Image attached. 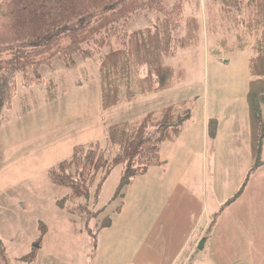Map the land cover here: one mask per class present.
<instances>
[{
	"label": "rangeland",
	"instance_id": "374dc122",
	"mask_svg": "<svg viewBox=\"0 0 264 264\" xmlns=\"http://www.w3.org/2000/svg\"><path fill=\"white\" fill-rule=\"evenodd\" d=\"M164 1L167 6L181 2ZM184 14L186 18H199L201 30L195 44L184 50L173 49L172 57L165 61L187 73L168 90L141 95L139 80L146 77L147 68L133 64L130 95L122 80L120 106L103 112L99 80L102 59L99 55L72 69H64L54 62L53 69L41 68V79L30 72V77L23 74L19 77L23 82L20 81L14 103L5 111V119L0 124V241L7 247L13 264H27L18 259L29 254L44 232L42 249L32 264H96L97 255L105 253L102 248L115 245L113 240L106 241L107 230L100 232L102 224L106 218L115 219L126 205L114 232H139L140 237L131 236V241L137 247V240L144 239L146 249L152 248L158 253L154 256V264H172L184 246L175 264H200V261L209 264L206 243L203 250L198 248L211 225V218L216 216L223 222L218 232L214 226L209 234L211 238L217 232L214 242L220 249L213 248V252L221 253L224 258L233 257L229 253L233 249L228 247L236 234L232 211L224 209L214 216L210 183L201 182L196 198L191 195L194 190L187 189V192L176 188L188 186L180 180L187 166L179 156L186 152L184 148L176 151L165 146L164 154L171 152L169 167L164 164L151 168L153 173L149 175V169L135 184L138 177L126 188L124 201L113 199L121 178V166L103 185L98 202L93 195L96 186L90 200L77 199L70 189L53 185L48 175L52 167L69 159L77 146L100 143L107 149V125L130 122L134 128L152 112H155L154 119L159 120L161 110L172 105L178 110L176 115L192 111L193 118L184 129L192 121L200 128L208 124L211 117H219L222 121L220 145L215 143L219 130L215 139L210 137L209 131L205 138L201 133L199 145L196 141L193 145L194 151L200 148L203 152L209 173L216 171L214 186L219 199L225 197L238 175L243 177L246 169L249 171L250 149L241 131L233 134L230 121L235 118L236 109L240 125L243 110L248 109L247 94L252 79L249 64L262 45V27L246 25L251 20L250 9L243 11L240 17L246 22L239 25L212 0H186ZM148 15L143 12L133 17L128 29L146 28ZM184 24L185 18L182 25L180 23L181 35H185ZM248 118L247 113V125ZM185 131L193 133V140H196L199 130L195 126ZM161 159L165 162L163 157ZM262 168L251 177L239 199V206L244 202L246 207H257V218L249 220L247 226L250 231L261 234L264 233V207L257 206L253 198L257 202L261 200L259 196L264 198ZM196 181V177L190 179L192 184ZM246 192L250 193L249 198ZM120 263L121 260L113 259L108 262Z\"/></svg>",
	"mask_w": 264,
	"mask_h": 264
},
{
	"label": "trees",
	"instance_id": "16d2710c",
	"mask_svg": "<svg viewBox=\"0 0 264 264\" xmlns=\"http://www.w3.org/2000/svg\"><path fill=\"white\" fill-rule=\"evenodd\" d=\"M212 1L239 25L246 22L240 17L243 11L250 9L251 20L246 25L262 27V45L249 64L252 79L247 102L253 162L241 188L223 205L220 214L243 196L251 177L264 166V0ZM185 3L186 0H181L179 4L167 6L164 0H0V124L5 119V111L14 103L20 81L23 82L19 77L22 74L30 77L31 73L41 79V68H52L54 62L64 69H72L96 55L101 57L99 80L103 112L120 106L122 80L130 95L133 64L147 68L146 77L139 80L141 95L172 88L187 73L165 61L172 57L173 49L184 50L195 44L201 30L199 18L184 16ZM143 12L152 14V17L148 15V26L129 30V21ZM184 18L185 35H181L182 28L179 29ZM176 111L178 113L173 105L163 108L159 120L154 119L155 112H152L134 128L130 122L107 125V149L100 143L75 147L69 159L49 170L50 181L70 189L77 199L90 200L94 195L98 202L103 185L121 166V178L113 199L124 201L126 188L138 177L165 164L161 159L163 145L176 141L193 118L191 110L180 115H176ZM218 126L216 119H210L212 139L216 138ZM94 186L97 189L92 195ZM106 219L100 232L113 225V218ZM217 221L216 216L202 240L210 239ZM45 236L46 232L41 233L29 254L18 261L36 262ZM0 264H13L1 241Z\"/></svg>",
	"mask_w": 264,
	"mask_h": 264
},
{
	"label": "crops",
	"instance_id": "0c3cea01",
	"mask_svg": "<svg viewBox=\"0 0 264 264\" xmlns=\"http://www.w3.org/2000/svg\"><path fill=\"white\" fill-rule=\"evenodd\" d=\"M235 113V118L230 121V127L233 126V134L237 135V131H241L244 138L245 142L250 149L251 152V165L253 162V155H252V127L250 123V118H248V125H247V113L249 115V106L248 109L243 110L242 114V120L241 124L239 125V116L237 115V110H234ZM210 119H216L219 123L218 130H219V136L217 140L215 141L216 145H220V139H221V132L223 130V124L222 121L219 119V117H211ZM209 121L208 124L205 123L203 125V128H200L198 125H196L195 122H191L189 126L186 127V129L190 128L192 129L193 126H195L199 132L196 134L195 138L196 140H193V133L188 134L186 133V129H183L181 135L179 138L174 141V142H167L163 145V148L166 146L169 147L170 150H178V149H185L186 152L183 153L182 155L179 154L181 159L186 162V168L182 171L180 180L182 182H185L188 186H178L176 187L177 189H182L184 191L189 190H194V192L191 194L196 198L197 194V188L201 184L202 181H208L210 183L211 187V197H210V205L213 206V213L214 216L220 211V209L223 207V205L241 188L245 177L247 175L248 169H246L245 175H238V177L234 180L233 185L231 186L230 190L226 193L225 197L223 199H219V194L214 186L215 184V172L209 173L208 169V161L206 162V159L203 155V152L199 148L198 150L194 151L193 150V145L196 141L197 145H199V141L201 138V133H203V137L205 138V134H208L209 129L207 130V127H209ZM203 129V132H202ZM208 138V136H207ZM209 139V138H208ZM169 152V151H168ZM217 152H215V155ZM166 156V157H165ZM170 156L171 152L168 154H164V149L162 151V157L165 160V164L167 167L168 164L170 163ZM195 162L196 165L195 166ZM264 168V167H263ZM262 168V170H263ZM153 170L151 169L149 172V175ZM149 175L145 176L148 177ZM264 175V172H261V176ZM197 178V181L192 184L190 182V179H195ZM144 176H141L137 179L138 181L142 180ZM181 184L183 185V183ZM197 183V184H196ZM193 185V186H192ZM188 192V191H187ZM250 193L246 192L245 196L249 198ZM198 196V195H197ZM251 197V196H250ZM261 200L257 202L254 198L253 201L256 203L257 206L261 205L264 207V204L262 203L264 198L260 197ZM156 203V200H154V204ZM128 205L125 206V208L122 210L120 214L116 216V220L114 219V223L111 228L106 229L107 232L109 233V236H107L105 239L106 241L113 240L115 241V245L110 248L103 247L102 250H105V253L102 254L101 256L97 255V262L96 264H108V262L113 259V260H121L120 264H154V256H156L158 253L155 252L154 249L149 248V250L146 249V244L143 240H137V247H135V244L131 241V236H136L140 237V233L137 232L131 233V231H127L125 233H115L114 229L116 227L117 219L120 218L123 214V212L127 209ZM232 211V222L233 225L236 228V234L234 237V242L233 244H229L228 247L233 249V251L229 252L233 257H223L221 253H214L213 248L220 249L217 242H214L216 239L217 232L223 222V220L220 218L217 223H216V229L217 232L213 235L210 239L206 241V246H205V251H209V264H264V233H257L256 231H250V227L248 228V223L249 220L250 222L255 220L257 218V207L249 208L244 205L239 206V200L232 206L230 207L227 212ZM152 213V211H151ZM212 220L214 219L211 218ZM210 220V221H212ZM195 223V220H194ZM132 227V225L130 226ZM209 228V227H208ZM246 231H243V230ZM105 230V231H106ZM131 233V234H130ZM115 236H118L117 239H114ZM252 245V250L250 249ZM222 247H224L222 245ZM185 246L183 247V249ZM181 250V252L183 251ZM131 251H133L131 253ZM204 251V252H205ZM179 253L178 256L173 258V263L175 264L179 260V256L181 254ZM223 254H225L224 250H221ZM153 259V261H152ZM197 264V262H193ZM200 264H206L205 261H200ZM158 264V263H157ZM162 264V263H160Z\"/></svg>",
	"mask_w": 264,
	"mask_h": 264
},
{
	"label": "water",
	"instance_id": "95a60500",
	"mask_svg": "<svg viewBox=\"0 0 264 264\" xmlns=\"http://www.w3.org/2000/svg\"><path fill=\"white\" fill-rule=\"evenodd\" d=\"M205 243H206V240H202L198 249L199 250H203L204 246H205Z\"/></svg>",
	"mask_w": 264,
	"mask_h": 264
}]
</instances>
